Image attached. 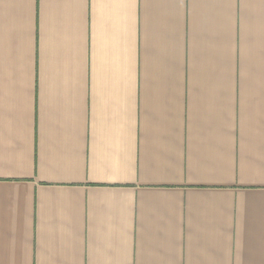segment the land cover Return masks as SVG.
Returning <instances> with one entry per match:
<instances>
[{
    "label": "crops",
    "instance_id": "obj_1",
    "mask_svg": "<svg viewBox=\"0 0 264 264\" xmlns=\"http://www.w3.org/2000/svg\"><path fill=\"white\" fill-rule=\"evenodd\" d=\"M0 264H264V0H0Z\"/></svg>",
    "mask_w": 264,
    "mask_h": 264
}]
</instances>
